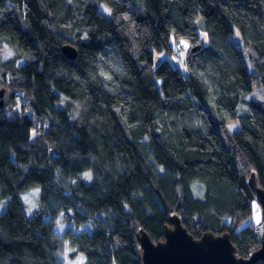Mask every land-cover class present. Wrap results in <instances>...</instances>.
Here are the masks:
<instances>
[{"label":"trees","instance_id":"obj_1","mask_svg":"<svg viewBox=\"0 0 264 264\" xmlns=\"http://www.w3.org/2000/svg\"><path fill=\"white\" fill-rule=\"evenodd\" d=\"M180 40L187 73L154 69ZM257 88L264 0H0V264H61L63 241L84 264H141L138 231L162 241L172 216L248 258L263 236L248 184L264 190V103L245 100ZM60 215L89 230L59 238Z\"/></svg>","mask_w":264,"mask_h":264},{"label":"water","instance_id":"obj_2","mask_svg":"<svg viewBox=\"0 0 264 264\" xmlns=\"http://www.w3.org/2000/svg\"><path fill=\"white\" fill-rule=\"evenodd\" d=\"M199 47L193 49V52ZM63 56L74 61L76 50L66 45L62 47ZM10 104L8 92L0 90V109ZM248 184L252 189L255 200L260 205L262 214L263 236L260 248L248 258L237 256L236 248L227 233L216 235L212 232L204 233L199 239H194L182 226L177 216L169 219L170 225L164 230V239L153 241L146 232L137 233L139 244V261L141 264H264V190L258 187L254 176Z\"/></svg>","mask_w":264,"mask_h":264},{"label":"rangeland","instance_id":"obj_3","mask_svg":"<svg viewBox=\"0 0 264 264\" xmlns=\"http://www.w3.org/2000/svg\"><path fill=\"white\" fill-rule=\"evenodd\" d=\"M99 11L101 13H103L106 17H108L110 14V10L106 6H101ZM201 37L205 38V36H201ZM234 38H235V40L231 38L230 41L233 42L234 44H236L239 48H242L243 44L238 43L236 37H234ZM176 44H177L176 41L172 39L171 46L173 49L175 48ZM179 45L181 46V48L178 49L179 53L175 50H174V52H172L173 54H169L168 52H165V51L162 53H155L154 62H153L154 69L162 61L168 59L172 63V65L174 67H176L181 72V74L185 75L187 73L186 67H185V58H186L187 51L189 48V43L187 41L180 40ZM11 55H12L11 51H7V53L5 54V58L9 59V58H11ZM245 100L252 101V102H263L264 103V88L255 89L251 94H249L246 97ZM249 112L250 111H249L248 106H244L243 107V114H248ZM226 126H227L228 130L230 132H232L234 130V126L236 128L237 122L232 121L230 124L227 123ZM90 177L91 176H90L89 172L84 173V179L90 180ZM194 193L198 196H200L202 194V191H201L199 186L198 187L195 186ZM37 194H38V190L33 189L24 195L22 194L23 196L21 195V199L23 200L25 205L28 206L26 209V212L29 216L31 215L30 210L35 207V200H36L35 198H37ZM250 208H251L252 223L256 226H260V230H261L260 234H262L263 227H262V214H261L260 205L257 203L256 200H254L251 203ZM3 210H4V203L0 202V214L2 213ZM251 227H253V225ZM68 228L72 229V227H69V224L64 220V216L60 215L57 218L56 225L54 227L55 234L59 238H61ZM72 230L74 233H79L82 231H88L89 226L85 225V226H81V228H79L77 230L76 229H72ZM71 253H72V250L69 248L68 241H63L61 243V248H60V251L58 253V258H59L61 264H84L85 260H84V257L81 255H78L74 260L69 259V255Z\"/></svg>","mask_w":264,"mask_h":264},{"label":"crops","instance_id":"obj_4","mask_svg":"<svg viewBox=\"0 0 264 264\" xmlns=\"http://www.w3.org/2000/svg\"><path fill=\"white\" fill-rule=\"evenodd\" d=\"M232 121H229L228 122V124H230ZM239 130V126H238V124H237V126H236V128H235V126H234V130L232 131V132H236V131H238ZM36 208V201H35V207L33 208V209H31L30 210V213H32V211L34 210ZM26 209H27V206H26ZM27 213V212H26ZM28 215V214H27ZM29 216V215H28ZM69 227H71L70 225H69Z\"/></svg>","mask_w":264,"mask_h":264},{"label":"built area","instance_id":"obj_5","mask_svg":"<svg viewBox=\"0 0 264 264\" xmlns=\"http://www.w3.org/2000/svg\"><path fill=\"white\" fill-rule=\"evenodd\" d=\"M250 230L253 232V233H260V226H256V225H253V227L250 228Z\"/></svg>","mask_w":264,"mask_h":264}]
</instances>
